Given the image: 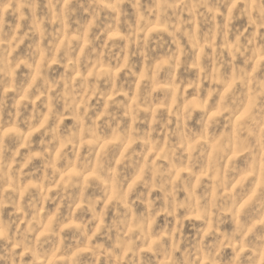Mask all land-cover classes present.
Returning <instances> with one entry per match:
<instances>
[{
	"label": "clouds",
	"instance_id": "obj_1",
	"mask_svg": "<svg viewBox=\"0 0 264 264\" xmlns=\"http://www.w3.org/2000/svg\"><path fill=\"white\" fill-rule=\"evenodd\" d=\"M0 264H264V0H0Z\"/></svg>",
	"mask_w": 264,
	"mask_h": 264
}]
</instances>
